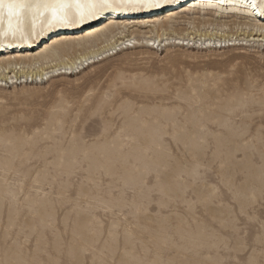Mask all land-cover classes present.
I'll use <instances>...</instances> for the list:
<instances>
[{"label":"rangeland","instance_id":"obj_1","mask_svg":"<svg viewBox=\"0 0 264 264\" xmlns=\"http://www.w3.org/2000/svg\"><path fill=\"white\" fill-rule=\"evenodd\" d=\"M189 10L0 76V264H264V38Z\"/></svg>","mask_w":264,"mask_h":264},{"label":"bare ground","instance_id":"obj_2","mask_svg":"<svg viewBox=\"0 0 264 264\" xmlns=\"http://www.w3.org/2000/svg\"><path fill=\"white\" fill-rule=\"evenodd\" d=\"M32 2L34 4L39 2L42 6L38 9L26 11L20 18L19 23H17L16 19H13L11 27H9L8 17L5 14L3 23H0V51L12 50L14 47H16L15 49L17 47L30 48L36 46L41 40L45 41L46 38L49 41L47 43L43 42L44 44L39 48L41 51L34 56H22V52L13 53L14 56L10 55L12 53H7L3 59H0V76L8 77L10 74L14 75L8 79L17 78L19 73L25 75L26 72L24 70L26 68L32 69L33 66L36 69L42 67V72H44V66L50 62L47 61L48 58H52L53 61L55 56H61L67 51L62 49L58 53L49 56L53 52V50L49 52V43L53 45L51 47L57 48L59 45L64 46L66 43L73 42L74 39L81 41L83 38H79L78 35L82 29L83 31L85 30V39H91L103 29L98 22L101 23L108 17L106 27L102 31H105L110 36L112 35V38L103 41L102 44L107 43V46L111 47L117 43L116 40L112 44L117 37V29L134 28L136 27L134 24L139 22V20H131L134 17H128L130 15L141 13V16L151 15V17H157L160 12L164 11L163 14L167 13V16H173L176 13H184L188 9H192L189 10V13L193 14L202 15L209 13L220 19H231L233 23L239 26V29L241 28L244 34L249 33L252 37L259 36L264 38V20H261L262 16H264V0H256V7H253L252 0H172L171 3L165 4L161 8L137 11H118L115 7L102 8L99 0H79L78 5L75 0H68L70 6L58 9L55 16L51 8L43 6L45 3H54V0H32ZM175 11L176 13H174ZM135 19L141 18L135 17ZM124 32L122 31L121 34ZM132 39L135 40L134 47L137 39ZM118 40H121V38ZM128 41L131 42L132 40ZM218 43H222V41H218ZM93 52H90V54H94ZM83 57L85 58V56ZM64 65L69 66L68 63H64ZM23 77L20 76V78Z\"/></svg>","mask_w":264,"mask_h":264},{"label":"snow or ice","instance_id":"obj_3","mask_svg":"<svg viewBox=\"0 0 264 264\" xmlns=\"http://www.w3.org/2000/svg\"><path fill=\"white\" fill-rule=\"evenodd\" d=\"M171 2L172 0H99L100 7H115L118 11L157 9ZM75 3L78 5L79 0H75ZM252 4L253 7H256V0H252ZM41 6L39 2L34 4L32 0H0V23H3L6 14L9 27H11L13 19H16L17 23H19L20 18L26 11L38 9ZM43 6L51 8L55 16L58 9L67 8L70 4L68 0H54V3H45Z\"/></svg>","mask_w":264,"mask_h":264}]
</instances>
